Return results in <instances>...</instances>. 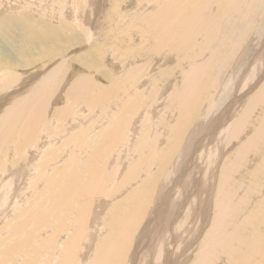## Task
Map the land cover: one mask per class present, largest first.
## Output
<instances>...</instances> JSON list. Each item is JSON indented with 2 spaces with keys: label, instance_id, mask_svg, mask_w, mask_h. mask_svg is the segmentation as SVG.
I'll return each mask as SVG.
<instances>
[{
  "label": "bare ground",
  "instance_id": "obj_1",
  "mask_svg": "<svg viewBox=\"0 0 264 264\" xmlns=\"http://www.w3.org/2000/svg\"><path fill=\"white\" fill-rule=\"evenodd\" d=\"M49 1L43 0L41 4L40 0H35L36 7L33 9L30 0H15V3L0 0V15L10 10H27V4L29 9L41 13L43 8L49 9ZM145 1L152 2L155 9H149L147 5L148 11L143 13L138 10L134 14L136 20L143 21L137 36L141 43L135 44L132 42L135 39L128 40L129 36H123L124 44L120 46L119 33L122 35L123 31L117 28L111 42L100 43L90 23V27L84 30L92 39L96 34V46L81 57L79 62L82 67L80 63L74 67L69 65L72 53L61 55L63 46L71 39H62L65 37L59 28L27 26L24 23L28 19L25 11L19 16L9 14L1 18L0 24L7 25L9 31V34L6 30L1 36L7 37L8 41L21 40L24 44L17 45L28 47L26 51V46L17 50L26 55H13L11 59L7 56L9 66L0 67V225L3 223L7 229L1 227L0 264H61V255L62 264H176L178 251L186 255L180 264L264 262V84L252 91L247 99L228 101L220 116L216 114L213 125L209 123L218 104L220 106L218 100L223 99L217 95L220 96L224 89V86L219 87V77L228 71L225 76L231 81L233 74L230 72L241 66L245 56L243 43L249 40L250 33L261 22L264 0ZM104 2L100 0L99 5ZM120 3V0L115 2L117 5ZM76 5L74 3L71 10L74 19L78 15ZM132 5L125 4L123 16L134 8ZM112 8L106 22L112 17L119 19L116 17L119 7ZM63 14L68 18L69 14ZM35 15L33 13L31 17ZM116 24L119 25L117 21ZM73 38L81 44L80 37ZM15 41L12 48L16 46ZM52 45L53 49L49 52ZM145 46L149 49H146L149 51L147 56L143 55ZM107 53L115 58L114 63L122 64L120 72L108 69L107 62L102 60ZM156 54L168 58L174 55L180 57V63L188 62L187 67L185 65L183 68H186L179 71L182 78L179 77L181 80L175 92H169V102L166 103L175 122L171 120L170 124H164V132L156 125L155 109H147L149 112H144L146 114L138 121L141 114L136 108L145 106L140 104L148 93L150 99H154L151 91L147 93V84H143L145 87L141 89V84L137 86V82L148 69L152 72L150 77L153 76L154 70L150 69L154 63L151 60ZM258 54H255L258 60L255 63L263 64L264 46ZM144 59L146 61L142 66ZM254 60L250 61L254 64ZM20 62L23 63L21 68L18 65ZM257 64L251 65L252 74L256 73V76L260 75L261 68V64ZM158 65L156 63L152 68L157 70ZM172 65L176 68L175 64ZM168 67L169 72L171 67ZM128 69L129 78L124 79L122 84L117 83L118 76L122 78L119 73ZM173 70L172 73H175ZM164 71L167 72L165 68ZM247 71L250 77L253 76ZM169 73L162 71L159 75L170 76ZM159 75L151 77V81L148 77L147 81L159 82ZM250 77L241 78L237 86L244 88L250 85L253 80ZM228 85L225 86L226 91ZM163 91L161 87L159 92ZM58 101L61 105L57 107ZM107 108L113 111L120 109L123 116L112 119V113L105 111ZM99 111L102 114L100 117L97 115ZM95 116L99 120L111 117L117 124L115 128L112 126L114 129L100 132L102 124H98L95 129H90L91 132H86L85 124ZM152 119L154 127L146 134H143L144 131L141 133L143 136L137 141L140 142L137 154L132 156L128 147H131L138 129L141 131L147 125L145 122ZM207 125L212 127L206 130ZM122 137L127 139L124 146L119 145L121 140H125ZM165 137L169 145L162 149L160 140ZM99 138L104 139L100 141L101 146H98ZM114 145L118 151L113 153ZM228 150L231 151L229 155ZM144 151L148 154L147 157L144 155L146 159L142 155ZM138 153L142 155L141 159H145L147 165L144 168L140 157L135 163L131 161V157L140 156ZM176 154L179 155L175 160ZM255 164H258L257 168L253 167ZM180 165V183L177 188L176 180L172 187L177 197L170 202L169 193L161 186L168 183L172 186L175 171ZM152 168L157 172H152ZM196 176L197 179L201 176V188L196 187V182L192 183L197 181ZM135 184L138 186L133 189ZM203 188L202 192L206 191L207 196L204 195L205 199L201 194L205 200L200 201L199 206L194 202ZM251 189L255 191L251 192ZM156 191V205L146 222ZM38 192L42 193L38 197L40 200L34 203L37 198L35 193ZM118 198L123 201L116 202ZM259 199L263 200V205H260ZM205 204L208 205L207 210L206 206L201 207ZM32 205L37 209L31 208ZM106 207L115 212L109 211L112 220L107 222L109 217L106 219V216L103 224L101 215ZM209 208L212 212H208ZM110 228H113L111 233ZM20 232H28L24 237L26 241H15L20 238ZM108 233L109 240L100 241V237ZM137 234L139 237L135 241ZM41 238L43 241L40 243ZM186 242L189 244L183 245ZM97 244H103L100 250ZM47 247L48 256L37 260ZM96 248L98 251H95ZM60 250H63L61 255Z\"/></svg>",
  "mask_w": 264,
  "mask_h": 264
},
{
  "label": "rangeland",
  "instance_id": "obj_2",
  "mask_svg": "<svg viewBox=\"0 0 264 264\" xmlns=\"http://www.w3.org/2000/svg\"><path fill=\"white\" fill-rule=\"evenodd\" d=\"M5 0H3V2H4ZM12 1V3L15 1V0H11ZM74 0H50L49 1V3H50V5H49V9H46V10H44V8H43V10H42V12L41 13H38V12H36V11H34L33 9H34V7H36V6H34V4H36V3H34L35 2V0H30V6H33L32 8V10L31 9H29V7L30 6H28V4L26 5L27 7H26V9L27 10H23V9H20V10H17V11H8V12H3L4 14H2V16L0 15V20H1V18L3 17V16H5V15H9V14H12V15H15V14H17L18 16L22 13V12H24L25 11V16L28 18L27 20H25L24 21V23L27 25V26H31V27H34V26H36V27H38L39 29H42V28H44V27H47V26H53V27H56L57 29L59 28L60 29V32H62L63 34H61V35H64V37L65 38H62V39H65V41H67V40H69V39H71V42L69 43V44H67L66 46H63V53L61 54V55H64V54H66V55H68L67 53H69V54H71L72 56H70V60H69V65L71 66V64H72V67H74L73 65H75V64H79L80 62V60H82L81 59V57H83V56H85L86 55V53L88 52V50H90V49H94L95 47L94 46H96L95 44H96V42H94V41H96V37L94 38V36L97 34V39H98V41L100 42V43H103V44H105V43H109V42H111L112 40H113V36L114 35H116V33H117V30H116V28L117 29H120V30H122L123 31V34L121 35V33H119L120 34V37H121V41H120V46H122L123 44H124V42H123V40H122V37L123 36H129L127 39L128 40H131V39H135V40H133L132 42L133 43H137V44H139V43H141V39L138 37L137 38V36H138V32L139 31H141V28H140V26H142L143 25V21H140V20H136V17L134 18V14H135V12H137L138 10H140V11H142L143 13H145V11H148L149 9H151V7H153L154 9H155V7H154V5L153 4H151V3H149L148 1L146 2L145 0H143V2H141L140 0H125V1H123V0H120V5L118 4H115V2L117 1V0H110V2H109V0H105V2L102 4V5H99L100 4V0H80V2L78 1V0H75L74 2H73ZM42 2H43V0H40V3L42 4ZM56 3L55 5L54 4H51V3ZM71 2H73V3H71ZM136 4H135V3ZM10 3V2H9ZM15 3V2H14ZM32 3V4H31ZM66 3V4H65ZM74 3H76L77 5H76V7H78V15H77V18L76 19H74L73 18V16H72V14H71V10H72V6H73V4ZM133 4L131 7H134V8H132V9H130L129 10V12L128 13H125V16H123L122 15V12L124 11V9L126 8V6L128 5V4ZM137 3H139L138 5H137ZM149 3V4H148ZM125 4H126V6H125ZM135 4V5H134ZM140 4H143L144 5V7H143V5H140ZM104 5V6H103ZM149 7H148V6ZM152 5V6H151ZM67 6V7H66ZM99 6V7H98ZM113 6H117V8L119 7V9L117 10L118 12L116 13V17H118L119 19H114L113 17H112V19L110 20V21H108V22H106V16H107V14L108 13H110V12H112L113 11ZM122 6V7H121ZM80 7V8H79ZM138 7V8H137ZM149 9H148V8ZM46 8V7H45ZM65 9V10H64ZM121 9V10H120ZM148 9V10H147ZM23 10V11H22ZM100 10V11H99ZM110 10V11H109ZM262 11V19H261V22L258 24V25H256L255 27H254V29H253V31L250 33V37H249V40L247 39V41H246V38L244 39V41H246L245 43H243V51H244V54H245V56H243L244 58H243V60H242V63H241V66H239V69H237V70H235L234 72L233 71H231L230 73H232L233 74V79L231 80V81H228L227 79H228V76L226 77L225 76V74L228 72H224L225 74H222L219 78V82H220V86L219 87H222V86H224V89H223V93L219 96V94L217 93V95H218V98L220 97H223V99H219L218 100V102L220 103V106H219V104H218V108H217V111H216V113H214V115L211 117V121H209V123L211 124V125H213V123H214V121L216 120L215 118H217V115H218V117L220 116V113H221V111L223 110V108H225V106H227L228 104H229V102H231L234 98H243V99H247L249 96H251L250 94L251 93H253L254 91H256L259 87H261L263 84H264V78H263V76H264V63L263 64H261V63H259V64H257L258 63V60H256L257 58H256V55L258 56L259 54H258V52L263 48V46H264V27H263V25H264V9H262L261 10ZM13 12V13H12ZM28 12H30V14H28ZM48 12V13H47ZM64 12H66V14L68 15V18H66L67 16H65V14H63ZM96 12H99L98 14H96ZM120 12V13H119ZM6 13V14H5ZM33 13H35V14H37V15H35V17H31V15L33 14ZM40 14V15H39ZM96 15V16H95ZM69 18H73V20H71V19H69ZM120 18H121V20H120ZM123 18V19H122ZM71 20V21H70ZM79 23V25H77V22ZM116 21H117V23H119V25H117L116 24ZM139 21H140V25H139ZM27 22V23H26ZM76 22V23H75ZM72 23V25H70V26H68V24H71ZM75 25H74V24ZM90 23H92L93 24V27L95 28V30H96V34H92L93 36V39L92 38H90L88 35V33L84 30V28H86V27H90ZM136 23V24H135ZM137 23H138V25H137ZM263 24V25H262ZM0 25H2V24H0ZM11 25H13V24H11ZM10 25V26H11ZM73 25L75 26V27H73ZM123 25V26H122ZM260 25V26H259ZM3 26V27H2ZM2 26H0V62H1V64H0V67H8L9 66V63H7V56H10L9 57V59H11L12 57H14L13 55H23V54H25V53H19L18 51L19 50H22L24 47L23 46H26V45H22L21 44V46H18L20 43H23V42H20L19 40H17V39H14V40H9V41H12L11 43L8 41V38L7 37H5V38H3L2 36H1V34H5L6 33V30H7V34H9V31H8V26L7 25H2ZM64 26V27H63ZM72 26V27H71ZM76 26H78L77 28H76ZM82 26V27H81ZM258 26V27H257ZM13 27V26H12ZM12 27H10V28H12ZM68 27H71V28H68ZM5 28H7V29H5ZM74 28H75V30H74ZM257 28H258V32H257ZM260 28V29H259ZM38 29V30H39ZM72 29V30H71ZM5 30V32L3 33V32H1V31H4ZM74 30V31H73ZM260 30V31H259ZM256 31V33H254L253 34V32H255ZM70 32V33H69ZM72 32H74V33H72ZM85 33V34H84ZM75 34V35H74ZM257 34H258V37H257ZM252 35V36H251ZM253 36H254V38H253ZM73 37H80L81 38V44L79 43V41H74V38ZM3 38V39H2ZM18 38H20L21 39V36H19ZM202 36H200L199 37V40L201 41L202 39ZM251 38H253V39H251ZM95 39V40H94ZM257 39V40H256ZM16 40V41H15ZM5 41V42H4ZM13 41H15L14 42V44L18 47H16L15 46V48L13 47L12 48V46H13ZM92 41V42H91ZM18 42V43H17ZM139 42V43H138ZM6 43H7V45H6ZM135 43V44H136ZM18 44V45H17ZM24 44V43H23ZM247 44V45H246ZM2 45V46H1ZM4 45V46H3ZM9 45V46H8ZM12 45V46H11ZM83 45V46H82ZM9 47H11V48H9ZM28 46H26L25 48H24V50L26 51V48H27ZM79 47L81 48L82 47V49H79ZM4 48H6V50H3ZM105 48V47H104ZM106 48H107V46H106ZM19 49V50H18ZM53 49V45L50 47V49H49V52L51 51ZM122 49V48H121ZM147 46H145V50H144V52H143V55L144 56H147V52H149V51H147V50H149V49H147ZM246 49V50H245ZM247 49H248V51H247ZM18 50V51H17ZM12 51H13V53H12ZM122 51V50H121ZM146 51V52H145ZM248 52V53H247ZM18 53V54H17ZM146 54V55H145ZM256 54V55H255ZM26 55V54H25ZM163 55H165V54H163ZM79 56V57H78ZM156 56V57H155ZM159 56V54H156V55H154V58H157V59H154L153 58V60H151L153 63H154V66H156V63H159V65L156 67L157 68V70L155 69V68H152V67H154V66H152L151 67V71H153L154 70V72H153V76H151L152 78L153 77H155V76H158L159 75V73L161 72L162 73V71L165 73V74H167V73H169V72H171V73H169L170 74V76L169 75H165V74H163V75H159V77L157 78V79H159L160 78V80H159V82L158 81H153V82H149V81H147L148 79V77H150V75L152 74V72H150L149 71V69L147 70V71H145L146 72V74H145V72H144V69H143V74H142V79H140L139 78V80H138V82H137V86L139 85V84H141V85H139V87L142 89L143 88V84H147L146 85V89H147V93L148 92H150V94H151V96H153L154 95V99H152V97H151V99H150V97H149V93L145 96L146 98H144L143 100V102H141V104L140 105H142V103L143 104H145V106L144 105H142V106H140V108L139 107H136V108H138V110H140L139 111V113L141 114L138 118H140L138 121H140L143 117V115H145L147 112H149V111H147V109H149V110H153V109H155V110H153V113H154V116H155V114H156V116H155V118L157 119V124L156 125H158L159 127H158V130H162V129H164L165 130V128H164V124L165 125H168V124H170L171 123V120H172V123H174L175 121H173V116H172V114L170 113V110H168V104L166 103V102H169L168 100H169V96H170V94H169V92H171V93H174L175 92V87H176V85L178 84V82L181 80V78H182V72L181 73H179V71L182 69V70H184L186 67H187V65H188V62L185 60V64L183 63V62H181V63H183V64H181L180 63V57H178V56H171V57H166V56H160V57H158ZM252 56V57H251ZM255 56V57H254ZM28 56H26V58H27ZM108 59V60H106V58ZM163 57V58H162ZM164 57H165V59H164ZM173 57V58H172ZM25 58V59H26ZM54 58V57H53ZM250 58V59H249ZM251 58H255V60L254 59H251ZM260 58V57H259ZM3 59V60H2ZM52 59V58H51ZM102 60L103 61H106L105 63H106V66L108 67V69L109 70H111L112 72H117L118 73V70H119V72L121 71V69H122V67L120 66V65H122L121 63H117L116 61H115V63H114V60H115V58H113L112 56H111V54L110 53H107V54H105L104 56H103V58H102ZM113 60V61H112ZM157 62H156V61ZM162 60H164L165 61V64H164V62L162 61ZM170 60V61H169ZM172 60V61H171ZM253 61L254 60V64L256 65H260L261 64V68H260V75L258 74V76H256L255 74L256 73H254V74H252V68L253 67H251V65H254L251 61ZM145 61H146V59H144L143 60V64H142V66L144 65V63H145ZM233 61H236V59H234ZM161 62V63H160ZM168 62V63H167ZM170 62V63H169ZM251 62V63H250ZM255 62H257V63H255ZM261 62H262V60H261ZM167 63V64H166ZM179 63H180V65L182 66V68L181 67H179ZM161 64V65H160ZM163 64H164V66H163ZM171 64V65H170ZM172 64H175L176 65V68H174L173 67V65ZM187 64V65H186ZM19 67L21 68L22 66L21 65H23V63L22 62H20L19 64ZM169 67H168V66ZM186 65V67L185 68H183L184 66ZM79 66H81V63L79 64ZM133 66H134V63H133ZM163 66V67H162ZM227 66H229V64L227 65ZM234 65H232V66H230V67H233ZM82 67V66H81ZM80 67V68H81ZM119 67V68H118ZM130 67H132V66H130ZM168 67V69L171 67L172 68V70L173 71H176L174 74L172 73V70H171V68H170V70H169V72H168V70L166 69ZM263 67V68H262ZM160 68V69H159ZM161 68H162V70H161ZM164 68H165V70L167 71V72H165L164 71ZM249 68V69H248ZM153 69V70H152ZM262 69H263V71H262ZM181 70V71H182ZM247 70H249L250 71V73L253 75V76H256L255 78L253 77V76H251L250 77V74H249V72L247 71ZM149 71V72H148ZM157 71H159V73L157 72ZM246 71V72H245ZM126 72H128V73H126ZM148 72V73H147ZM245 72V75L243 74ZM156 73V74H155ZM177 73H179V76H178V74ZM247 73V74H246ZM261 73H262V75H261ZM128 74H129V69L128 70H125V72L124 73H122V74H120L119 73V75H122L121 77L122 78H120V76H118V82L117 83H119V84H122L123 82H124V79H126V78H129V77H127L128 76ZM148 74V75H147ZM154 74H155V76H154ZM143 75L144 76H146V77H143ZM164 75H165V77H164ZM242 75V76H241ZM250 77V78H252L253 77V80L251 81V83H250V85L248 84V85H246V86H244V88H241V86L239 87V86H237V84H238V82H239V80L241 79V78H247V77ZM131 77H133V76H131ZM151 77L149 78V80L151 81ZM165 78V80H164V78ZM179 77H181V78H179ZM259 77V78H258ZM262 77V78H261ZM145 78V79H144ZM163 80H162V79ZM245 78V79H246ZM250 78H249V80H250ZM261 78V79H260ZM263 79V80H262ZM100 80V79H99ZM141 80H143V82L141 83V82H139V81H141ZM226 80L228 81V84H227V82H226ZM100 81H102V80H100ZM99 81V82H100ZM147 81V82H146ZM162 81V82H161ZM156 84H155V83ZM258 84H257V83ZM109 83V82H108ZM139 83V84H138ZM154 83V84H153ZM232 83V84H231ZM234 83V84H233ZM254 83V84H253ZM129 84V87H131V84L130 83H128ZM154 85V89L152 88L153 87V85ZM162 84H163V86H162ZM174 84V85H173ZM255 84H257V86H255ZM226 85H228V91H226L225 90V86ZM254 85V86H253ZM152 86V87H151ZM156 86V87H155ZM157 86H158V88H157ZM166 86V87H165ZM230 86V87H229ZM249 86H250V88H249ZM126 87H128V86H126ZM145 87V86H144ZM162 87L163 89H164V91L163 92H159V90H160V88ZM237 87V88H236ZM247 87V88H246ZM252 87H255L254 89H251ZM257 87V88H256ZM151 88H152V90H151ZM230 88V89H229ZM100 89V87H98V89L97 90H99ZM144 89V88H143ZM150 89V90H149ZM156 89H158V90H156ZM171 89V90H170ZM238 91H237V90ZM256 89V90H255ZM96 90V91H97ZM149 90V91H148ZM154 90V91H153ZM247 90H249V91H247ZM161 91H162V89H161ZM220 91H221V88H220ZM224 91H225V94H224ZM253 91V92H252ZM97 92H99V91H97ZM156 92V93H155ZM222 92V91H221ZM226 92H227V94H229L228 96H227V94H226ZM243 94L244 93V95H242L241 93ZM246 92V93H245ZM153 93V94H152ZM234 93V94H233ZM248 93V95H246ZM158 94V95H157ZM223 94H224V96H223ZM238 95V96H237ZM241 95L243 96V97H241ZM246 95V97L244 98V96ZM157 96H158V98H157ZM167 96V97H166ZM225 97V98H224ZM147 98H149V99H147ZM156 98L157 99H159V100H156ZM166 98V99H165ZM167 98H168V100H167ZM132 99H134L133 97H132ZM146 99H147V101H146ZM164 99H165V101H164ZM149 100V101H148ZM152 100V101H151ZM149 102V104H147L146 102ZM222 103H221V102ZM229 101V102H228ZM153 102H155L156 103V106H155V103H153ZM120 103H121V101H120ZM228 103V104H227ZM226 104V105H225ZM59 106V105H61V103H59V101L57 102V104H56V106ZM147 105V106H146ZM57 106V107H58ZM154 106H155V108H154ZM142 108V109H141ZM108 110H105L106 112L107 111H109L110 113H112V119H115V120H117V118L119 119L120 117H122L123 116V112L122 111H119L120 109H118V110H115V111H113L112 109H109V108H107ZM91 111V110H90ZM147 111V112H146ZM155 111V112H154ZM92 112V111H91ZM122 112V113H121ZM144 112H146V113H144ZM93 113V112H92ZM99 113V114H98ZM158 113V114H157ZM217 114V115H216ZM97 115L100 117L102 114L100 113V111L99 112H97ZM160 115V116H159ZM164 115V116H163ZM170 117V119L169 118H166V117ZM99 117H97V116H95L94 118H91V119H89L88 121H87V123L85 124V126L84 127H86L88 130L86 131V132H88L90 129L91 130H93V129H95L96 128V126L98 125V124H102V126H100L101 128H99V132L100 131H105V130H107V128H108V130H111L113 127V125H114V128H115V124H117L116 123V121H114V120H112L111 119V117H109V120H108V118H100L101 120H99ZM159 117V118H158ZM160 117H161V119H160ZM167 120H166V119ZM172 118V119H171ZM212 118H213V120H212ZM87 119V118H86ZM98 121H97V120ZM92 120V121H91ZM159 120H160V122H159ZM86 121V120H85ZM85 121H84V123H85ZM111 123L110 125H109V123ZM153 119L152 120H149L148 122L146 121L145 122V124L147 123V125H144L141 129V131H140V129H138V132H137V134L135 135V138H134V141L132 142V144H130L131 145V147L129 146L128 147V150H130L131 149V152L132 153H130L132 156L134 155V154H137L136 152H137V147H138V144H140V142H138L137 143V141H139L141 138H142V136H143V134H146L147 133V130H152V128L154 127V123H153ZM162 121V122H161ZM169 121V122H168ZM98 122V123H97ZM102 122V123H101ZM196 122V121H195ZM94 123V124H93ZM114 123V124H113ZM161 123V124H160ZM163 123V124H162ZM207 123H208V121H207ZM209 123H208V125H209ZM107 125H108V127H107ZM208 125H207V127H206V130L207 129H209L210 128V126L208 127ZM145 126H147V127H145ZM93 127V128H92ZM103 127H104V130H103ZM111 127V128H110ZM140 127V126H139ZM212 127V126H211ZM113 128V129H114ZM161 128V129H160ZM91 130H90V132H91ZM144 131V132H143ZM85 132V133H86ZM98 132V133H99ZM143 132V134H141ZM162 132H164L163 130H162ZM139 136V137H138ZM201 137V136H200ZM122 139H125V140H121V143L122 144H119V145H121V146H124V144H126V138H124V137H122ZM138 139V140H137ZM102 140H104V139H101V138H99V145L98 146H101L100 144L103 142ZM143 140V139H142ZM100 141H102L101 143H100ZM136 141V142H135ZM161 147H162V149H164V148H166V146L167 145H169V142H168V138L167 137H165V138H162L161 140ZM124 143V144H123ZM165 144V145H164ZM136 146V148H135V146ZM232 145V144H231ZM135 149H134V148ZM115 151H118V150H116L115 149V145L113 146V150H112V152L114 153ZM231 151H227V155H229V153H230ZM144 153L145 154H142L143 155V158H145L146 159V157H147V153L144 151ZM139 154V153H138ZM147 154V155H146ZM140 156H138V155H135V157H134V159H133V157H131L132 159H131V161H132V163H135L136 161H137V157L139 158L140 157V160L143 162V168H144V166L145 165H147L146 163H145V159H141V154H139ZM146 157H145V156ZM179 154H176V156H175V160H176V157L178 156ZM84 157H85V155H84ZM114 158H115V156H114ZM86 159V158H85ZM116 159V158H115ZM87 160V159H86ZM117 160V159H116ZM260 160V159H259ZM258 160V162L257 163H259L260 161ZM117 161H119V159L117 160ZM135 161V162H134ZM170 167H169V170L170 171H172L171 170V165H169ZM257 166H258V164H255L253 167H255V168H257ZM113 169V168H112ZM180 169H182L181 168V165L180 166H178V168L176 169V171H175V175H176V177H175V180L173 181V184H172V186L170 187V185H169V183H168V185H163V186H161V187H164V189L169 193V197H171L170 199H169V201L171 202V201H173L174 200V198H175V196L177 197V195L174 193V191H173V188L172 187H174V184H175V182H176V180H178V178L181 176V174H182V171H179ZM253 169V168H252ZM157 170V169H156ZM155 169H153L152 168V172H154V171H156ZM157 172V171H156ZM205 175V173H203L202 172V175ZM210 172L208 171V176L210 177ZM201 175V176H202ZM200 176V177H201ZM199 177V178H200ZM191 178L192 177H190L189 178V184H190V181H191ZM197 179V176L195 177V179L197 180V181H195V180H193L192 181V183L194 184L195 182H196V187H202V180L200 181V179ZM264 179V175L262 176V180ZM261 180V181H262ZM198 182V183H197ZM179 180H178V182H177V188H178V185H179ZM204 183V182H203ZM200 185V186H199ZM138 185L137 184H135L134 186H132V188L134 189V187H137ZM139 188V187H138ZM138 188H137V190H138ZM176 188V189H177ZM204 188H205V190L207 191V187H205L204 186ZM204 188L203 189H200V192H199V194H198V197H196V199L195 200H197V201H195L194 202V204H196V205H199L200 206V201H204L206 198H205V196H207V192L205 191V192H202V190H204ZM136 190V191H137ZM255 190L254 189H251V192H254ZM127 193H129V192H127ZM126 193V194H127ZM203 193V194H202ZM23 194V192H21V195ZM36 194V196H37V198L35 199V202L34 203H36V202H38V200H40L39 198H40V194H42V193H35ZM39 196H38V195ZM126 194H124V196L126 195ZM155 194H156V196H154L153 198H155V199H153L152 201L154 202V205H153V202H152V204H151V206H152V208H150V210H149V212H148V214H147V219H146V222H147V220L152 216V212H153V210H154V206L156 205V203H155V201L157 200V195H158V191H156L155 192ZM154 194V195H155ZM201 194H202V196L205 198V199H203V198H201L202 196H201ZM205 195V196H204ZM39 197V198H38ZM201 198V199H200ZM120 199V200H119ZM177 199V198H176ZM182 199H183V197H182ZM37 200V201H36ZM118 200V201H117ZM117 200H115L116 202H121V201H123V199H121V198H118ZM260 200V199H259ZM114 201V202H115ZM261 201V204L260 205H263V200H260ZM115 202V203H116ZM213 202L215 203V200H214V198H213ZM117 204V203H116ZM110 206V205H109ZM109 206H107V207H109ZM114 207H115V205H113ZM206 206V207H205ZM253 206H255V203L253 204ZM107 207L105 208V211L102 213V215H105V216H103L102 217V215H101V212H100V215H101V218H103V219H101V221H102V223L104 222L105 223V221H106V219L109 217V215H110V217L112 216V214L111 213H113V212H115V210L113 211L111 208H108L107 209ZM202 208L203 207H205L206 208V210H207V207H208V205H204V206H201ZM31 208H33V205L31 206ZM197 208V206H195V209ZM33 209H37V207L36 206H34V208ZM107 209V210H106ZM110 209V210H109ZM115 209H116V207H115ZM210 209V210H209ZM208 209V212H212V208H209ZM106 211H108V212H106ZM111 213H110V212ZM121 211V210H120ZM109 213V214H108ZM114 214V213H113ZM149 214H150V216H149ZM107 216V217H106ZM104 217H106V219L104 218ZM109 217V218H110ZM54 217L52 216V218L51 219H53ZM107 219V222H108V220L110 221V220H112L111 218L110 219ZM53 221V220H52ZM203 221H204V218H203ZM203 221H200V223L202 224L203 223ZM145 222V223H146ZM103 223V224H104ZM145 223H143L144 225H145ZM103 224H102V226H103ZM28 225H29V223H28ZM5 225H3V223L0 225V233H1V227L2 228H5L4 230H7L6 229V226L4 227ZM26 227V226H25ZM113 231V228H110V230H109V233H111ZM28 232H30V231H28ZM28 232H26V233H21L20 232V234L22 235V237H21V235L20 234H18L17 235V237L19 236L20 238L18 239V238H16L15 239V241H19L20 240V242L22 241V240H24L25 238L24 237H27V233ZM6 233V232H5ZM4 232H3V234H5ZM109 233L108 234H106V235H103V236H101L100 237V241L101 240H104V239H106L107 238V236H109ZM138 237H139V234H137L136 236H135V241L138 239ZM109 240V238H107L106 239V241H108ZM15 241H13V243L15 242ZM24 241H26V239L24 240ZM43 240H42V238L39 240V242L41 243ZM23 242V241H22ZM12 242L10 243L11 245L13 244ZM10 244H9V246H10ZM187 244H189V242H186V243H184L183 245H187ZM97 246H98V248H99V250L102 248V246H103V244H97ZM50 247V246H49ZM49 247H47L44 251H43V253L44 254H40V255H38L37 256V260H43V258L44 257H46V256H48V254H49ZM62 251L63 250H60V255L62 254ZM95 251H98V249L96 248V250ZM180 251H178V253H177V255L178 256H176L175 258H176V260L178 261L177 263L178 264H180L181 262H182V258L183 259H185V254H181V253H179ZM127 257H128V255H126ZM181 256V257H180ZM126 258V257H125ZM174 258V259H175ZM179 258V259H178ZM93 259H94V257H93ZM92 259V260H93ZM126 260H127V258L125 259V263H126ZM59 262H61V264H62V262H63V260H62V255L59 257ZM176 263V264H177ZM189 263V262H188ZM262 264H264V262L262 263Z\"/></svg>",
  "mask_w": 264,
  "mask_h": 264
}]
</instances>
